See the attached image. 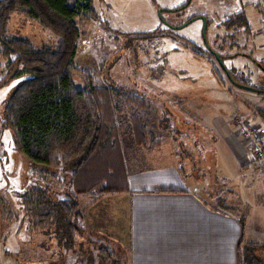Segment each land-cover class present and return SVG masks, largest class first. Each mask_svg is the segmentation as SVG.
<instances>
[{
  "label": "rangeland",
  "instance_id": "374dc122",
  "mask_svg": "<svg viewBox=\"0 0 264 264\" xmlns=\"http://www.w3.org/2000/svg\"><path fill=\"white\" fill-rule=\"evenodd\" d=\"M258 2L91 0L93 13L77 17L80 38L74 59L80 70L74 76L78 85H84L81 74L86 72L88 80L110 87L114 94L143 96L150 107L149 129L159 145L150 140L151 149L136 146L130 127L123 135L124 158L132 175L175 163L181 175L209 183V193L217 198L212 206L251 217L248 229L258 227L264 213V163L253 157L255 166L237 170L219 143L222 124L236 130L235 119L264 125V93L235 86L227 74L235 69L231 71L264 89ZM240 11L251 26L248 36L243 28L236 32L225 25ZM8 26L10 34L27 37L37 46L56 43L20 9ZM6 73L7 60L0 54V264H127L124 249L106 235L86 231L66 247L53 229L32 228L23 196L47 186L57 199L63 198L70 179L66 172L55 178L39 173L18 152L12 131L3 126V108L28 76L8 79ZM83 201L79 200L81 206ZM101 246L116 253L107 263L99 253Z\"/></svg>",
  "mask_w": 264,
  "mask_h": 264
},
{
  "label": "trees",
  "instance_id": "16d2710c",
  "mask_svg": "<svg viewBox=\"0 0 264 264\" xmlns=\"http://www.w3.org/2000/svg\"><path fill=\"white\" fill-rule=\"evenodd\" d=\"M18 9L50 32L56 43L37 46L27 37L10 34L9 21ZM93 11L91 0H0V54L7 60L6 77L28 76L6 99L3 126L12 131L18 152L39 173L55 178L66 172L70 179L63 198L57 199L45 186L26 193L23 203L32 228L53 229L66 247L86 232L81 197L96 200L126 188V128L130 127L136 146L159 145L149 129L150 107L143 96L125 91L114 94L110 87L88 80L86 72L81 74L84 85L75 82V73L80 71L74 65L80 38L77 17ZM225 21L236 32L243 28L248 36L251 31L242 11ZM231 70L235 86H251L246 77ZM239 120L235 119L237 129L239 123L264 129L260 123ZM238 252L239 264H264L262 243L242 240ZM99 253L104 263L116 255L102 246ZM123 253L130 264V252Z\"/></svg>",
  "mask_w": 264,
  "mask_h": 264
},
{
  "label": "crops",
  "instance_id": "0c3cea01",
  "mask_svg": "<svg viewBox=\"0 0 264 264\" xmlns=\"http://www.w3.org/2000/svg\"><path fill=\"white\" fill-rule=\"evenodd\" d=\"M220 131V149L237 170L256 165L238 129L222 124ZM173 164L132 175L125 159L124 190L96 200L80 198L86 200L81 206L85 230L128 250L130 264H239L242 240L264 244V213L258 227L248 229L251 217L243 222L242 216L212 206L217 198L209 193V183L181 175Z\"/></svg>",
  "mask_w": 264,
  "mask_h": 264
},
{
  "label": "built area",
  "instance_id": "2783aa9c",
  "mask_svg": "<svg viewBox=\"0 0 264 264\" xmlns=\"http://www.w3.org/2000/svg\"><path fill=\"white\" fill-rule=\"evenodd\" d=\"M258 6L262 13L260 31L264 35V0H259ZM238 132L247 140L254 159L259 163H264V129L252 124L239 123Z\"/></svg>",
  "mask_w": 264,
  "mask_h": 264
},
{
  "label": "water",
  "instance_id": "95a60500",
  "mask_svg": "<svg viewBox=\"0 0 264 264\" xmlns=\"http://www.w3.org/2000/svg\"><path fill=\"white\" fill-rule=\"evenodd\" d=\"M160 12H161V11H160ZM215 53H216V52H215ZM216 55H217V54H216ZM217 56H218V55H217ZM227 74L229 75V77H230L232 83H233L234 85H237L236 82L233 80V78H232L230 72L227 71ZM237 86H238V85H237ZM239 87H241V88H243V89L251 90V91H257V92H258V91H259V92L263 91V92H264V90H258V89L254 88V87H251V86L239 85Z\"/></svg>",
  "mask_w": 264,
  "mask_h": 264
}]
</instances>
